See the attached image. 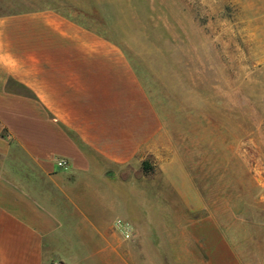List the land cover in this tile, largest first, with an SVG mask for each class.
I'll return each instance as SVG.
<instances>
[{
  "label": "crops",
  "instance_id": "obj_1",
  "mask_svg": "<svg viewBox=\"0 0 264 264\" xmlns=\"http://www.w3.org/2000/svg\"><path fill=\"white\" fill-rule=\"evenodd\" d=\"M111 49L44 0H0V264H240L237 215L224 234L182 160L144 175L162 124Z\"/></svg>",
  "mask_w": 264,
  "mask_h": 264
},
{
  "label": "rangeland",
  "instance_id": "obj_2",
  "mask_svg": "<svg viewBox=\"0 0 264 264\" xmlns=\"http://www.w3.org/2000/svg\"><path fill=\"white\" fill-rule=\"evenodd\" d=\"M44 3L108 40L142 83L162 124L144 175L182 160L224 234L237 215L240 264H264V0Z\"/></svg>",
  "mask_w": 264,
  "mask_h": 264
},
{
  "label": "built area",
  "instance_id": "obj_3",
  "mask_svg": "<svg viewBox=\"0 0 264 264\" xmlns=\"http://www.w3.org/2000/svg\"><path fill=\"white\" fill-rule=\"evenodd\" d=\"M56 165L59 168H63L66 166V161L65 160H58L56 162ZM113 228L115 231H117L118 233H120L124 236H131L134 233V230L131 228L130 225H128L122 221H119V220H116L113 223Z\"/></svg>",
  "mask_w": 264,
  "mask_h": 264
},
{
  "label": "trees",
  "instance_id": "obj_4",
  "mask_svg": "<svg viewBox=\"0 0 264 264\" xmlns=\"http://www.w3.org/2000/svg\"><path fill=\"white\" fill-rule=\"evenodd\" d=\"M142 169H143V172L145 174H147V173H149L151 171V168H149L147 162H145V161L142 163Z\"/></svg>",
  "mask_w": 264,
  "mask_h": 264
}]
</instances>
